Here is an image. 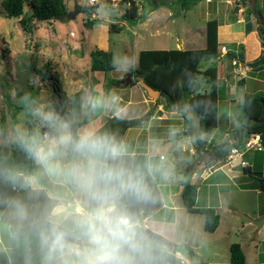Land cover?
<instances>
[{
  "label": "rangeland",
  "instance_id": "374dc122",
  "mask_svg": "<svg viewBox=\"0 0 264 264\" xmlns=\"http://www.w3.org/2000/svg\"><path fill=\"white\" fill-rule=\"evenodd\" d=\"M2 1L0 0V12L2 11ZM137 1L140 4H138V8H141L139 12L143 11L144 13L141 20L126 19L130 10L128 0H95V3L90 0H66L69 12L74 11L76 6L86 7L89 10L77 14L74 19L36 23L35 30L30 35L22 30L17 19L7 18L5 14L0 13V119L4 116L7 134L6 139H0L2 145L7 146L10 139L29 135L33 131L29 128L30 124H32V128L36 125L39 126V129L52 127L58 134L65 130L70 131L64 118H56L64 115L54 109V104L59 103V98L63 93L66 94L69 103L70 99L74 100L75 94H78V99L81 102L80 112L72 120L76 121L77 118H80L81 121L85 120L80 128V134L84 131L95 132L117 109L123 106H126L124 108L126 117L141 116L145 111H148L149 105L144 103L142 97L145 89L141 86L139 79L131 75V72L138 68L140 52L153 49H174L176 43H180L185 36L189 40L196 38L200 41L204 37L203 32L209 21L214 19L224 21V16H217L213 10L216 0H213V4L202 0L194 5L190 4L189 8H184L187 2L180 0ZM243 1L248 8L251 0ZM256 3V12L264 17V6L258 0ZM141 5H143V9ZM227 7L223 4L221 9L227 10ZM210 9L212 10L210 11ZM149 13L150 21L148 22L145 19ZM96 19L100 20L99 25L87 27L88 21ZM113 24L116 26L111 28ZM95 49L112 54L115 66L113 71L103 73L91 70L90 53ZM3 51L7 52V61L2 57ZM224 52L225 49L219 47V59L203 61L201 70L204 71L213 64L217 65L218 61H223L226 63V69L228 67V71H231L235 65L225 57L226 52ZM8 60L9 63H7ZM47 64L50 67L49 73L40 74L37 72L40 69L44 70ZM237 68L241 69L239 73L245 72L244 66L239 65ZM224 74L227 75L226 70ZM129 75H131V82L137 81L136 86L130 87L125 83ZM252 83L259 86V83H255V81ZM224 85L223 83L220 85L222 89L219 91V121L214 132L217 134V138H213L214 133L202 136L209 149L219 144L216 139H231V136L226 137L227 131H230L234 126L236 128L240 105L243 103L244 87L238 86L237 78L233 77L230 86L223 87ZM232 85L238 94H234ZM205 87L208 89L207 85ZM246 91L251 92L250 89H246ZM33 95H35L34 99H32ZM233 99L236 102L230 101ZM149 100L153 106L151 109L154 114L156 112L155 104L157 106L165 105L164 111L157 112L151 123L148 121L153 119L152 117L143 125L131 128L125 133L123 145L126 152L145 153L149 151L147 149L150 144H148L149 135L157 133L153 129L158 124L156 117L164 114L166 117L163 118L171 119L167 122H176L177 124H170L166 135H160L162 138L166 137L167 143L163 145L151 143L153 150L154 147H158L157 158L163 154L167 159L162 163L164 165L153 166L152 173L157 177L156 182L160 185L163 173L170 175L173 180L176 177L179 180H184L185 177L178 176L177 173L185 172L184 169L187 171L198 158L196 153L195 156L192 155L195 148L191 138L181 132L186 127L185 124L187 126L188 124L179 119L183 118L179 111L180 114L170 113L171 108H168L164 97H158L157 101L151 98ZM30 102L32 105L28 107L27 104ZM97 105L99 109H96ZM48 114L54 117L53 122L45 119ZM231 123H234L232 127ZM48 139H51L50 135L45 134L40 142ZM262 156L256 151L248 152L246 155L247 161L253 167L252 176L254 178L264 176ZM62 158L65 161H70L75 157L69 150ZM158 160L156 159L157 162H159ZM175 160L177 161L174 162ZM224 163L225 160L201 164L204 166L203 169L197 170V173L201 174L203 170L209 172L212 167L218 168L213 175H216V179L222 176L221 183L225 185L222 188L213 187L211 189V184L200 187L198 204L199 207H219V213L223 219L221 226L217 233H208L204 230L205 218L190 215L185 209L178 211V218L181 222H184L186 218H197L201 222L196 225L194 229L196 234L192 238L201 240V249L195 252L197 256L193 255L192 261L188 256L182 255V260L176 264H229L230 246L234 243L242 246L246 264H255L259 260L264 261V242L262 241L264 240V226L258 228L254 223L245 222L242 217L243 215L255 220L260 212H264V192L259 194L256 191L243 190L240 187L243 169L240 167L233 169L232 175L235 177L231 178L227 173L229 169L227 166L220 169ZM185 164L187 165L185 166ZM29 181L33 189H44L60 200L68 198L77 202L81 198H87L86 194L73 185L62 183L48 176L38 163L35 173L29 178ZM210 183L214 186L216 182L212 180ZM220 191H222L221 194ZM178 200L183 208L181 197ZM63 203L65 201H60L63 206L60 205L59 209L65 208L63 215H69L68 220L75 224V215L73 214L76 212L77 206H67L68 203ZM81 204L82 202H80V206ZM33 206L32 204L24 207L27 215L31 214ZM56 218H63V216ZM27 219L32 220L33 218ZM74 224L67 221L63 226L68 227ZM180 230L182 231V229ZM0 240L2 242L0 251H8L7 248L11 246L10 230L7 223L3 221H0ZM194 242L199 243L197 240ZM79 243L81 246L84 245L83 240ZM135 256L136 259L140 257L137 254Z\"/></svg>",
  "mask_w": 264,
  "mask_h": 264
},
{
  "label": "trees",
  "instance_id": "16d2710c",
  "mask_svg": "<svg viewBox=\"0 0 264 264\" xmlns=\"http://www.w3.org/2000/svg\"><path fill=\"white\" fill-rule=\"evenodd\" d=\"M187 2L184 8H189L190 4L194 5L202 0H180ZM130 3L129 14L126 16L128 20H136L140 18L139 8L135 0H128ZM1 14H5L7 18L17 19L22 30L30 35L36 27V23L53 22L59 20H67L69 13L66 0H3L1 3ZM247 14L254 16L256 23L259 24L252 6L249 4ZM263 16V15H262ZM100 20H90L87 27L91 28L99 25ZM113 24L111 28H114ZM217 20H211L207 23L206 30L203 32L204 37L194 44H188L185 50H145L139 54L138 68L131 72L135 78L143 79L147 85L160 92L159 97H164L168 108H174L179 111L188 124V129L184 134L191 137V121L185 116L182 107L187 105L194 113L201 117V132L199 142L201 147L195 148L198 158L200 151L204 150L212 154L218 155L217 161H223L233 149L243 150L246 140L254 134L262 137L264 145V93L245 94L244 101L240 105V115L238 116L235 131L231 135V139L223 143H219L213 148L207 147V142L202 139L204 135H211L218 127V103H219V78L218 68L216 64L201 70L203 61L210 59L216 61L219 59V41H218ZM253 29L252 26L247 27V32ZM113 30V29H112ZM264 32V17L263 27ZM262 46L261 56L246 64L245 48L243 45L232 44L227 47L226 56L232 63L237 60L239 65L249 67L250 70L255 69L264 71V38L260 36ZM2 57L6 58L7 52L3 51ZM9 63V60L8 62ZM90 65L93 72L108 73L114 70V60L111 53L103 50L95 49L90 53ZM236 65L235 67H238ZM36 70V68H34ZM50 67L37 70L38 73H49ZM51 76L49 75V78ZM244 79L239 80L238 86H243ZM137 81L134 80L129 84L130 87L136 86ZM207 85L208 89H206ZM203 86V87H202ZM5 89L4 84H2ZM199 88V89H198ZM202 88V90H201ZM7 95V94H6ZM7 97V96H6ZM35 95L32 96L34 99ZM7 104V100H6ZM32 102L28 103L30 107ZM81 102L78 94H75L74 100L67 101L66 94H62L59 103L54 104V109L64 116L56 117L64 118L66 124L70 127V132L74 137L80 135V128L85 120L72 118L80 112ZM10 106V105H9ZM11 107V106H10ZM69 107V108H68ZM98 108V105L96 106ZM153 111H145L141 116L135 118L126 117L125 110L115 116L108 118L103 125L95 131L96 135H107L109 138L115 139L118 143L123 144L125 133L134 127L144 124L151 116ZM257 121L255 125L251 122ZM29 135L10 139L8 145L0 143V221L6 222L11 237V246L8 251H0V264H43L44 250L41 247L40 234H50L55 218L51 215L53 209L57 207L58 200L48 196L44 189H33L29 178L33 176L36 170L37 162L29 154L26 144H31L33 140L41 141L45 134H49L50 138L57 136L54 128L39 129V126L32 128ZM248 129L246 133H242ZM6 139L5 118L0 119V139ZM264 157V151L256 152ZM247 155V154H246ZM246 155L244 159L246 158ZM126 157V156H125ZM128 162L122 160L125 167L132 171L139 170L144 177V182L148 186L152 197V191L156 190V181L151 174L150 158L145 153H134L133 156H127ZM197 158V159H198ZM208 164V163H207ZM198 167V166H197ZM253 167L248 165L243 168V176L239 181L242 189H254L264 192V176L254 178L252 173ZM195 169L185 172L186 175H192ZM213 175H211L212 177ZM244 181V182H243ZM182 203L189 213L201 214L205 218L204 230L208 233H214L220 225V215L213 207H196L198 198V187L187 181L183 185ZM18 202L23 207L34 205L30 215L21 220L15 215V210L9 208L10 202ZM122 210L131 214L135 222H139L142 216L151 213L160 206V200L149 203L147 200L138 199L130 195H124L119 200ZM27 218H33L28 220ZM66 223V222H65ZM68 233V240L71 242H80L82 235L77 226L69 225L68 227L57 225ZM139 231L144 232L149 239H144L148 245L144 255L147 257V264H176L178 258L177 253L193 257V252L188 247L174 245L171 253L161 252L159 247L152 239L163 242L171 247L170 243L162 236L157 235L147 229L138 226ZM151 248H150V247ZM165 251V250H163ZM140 256V254H137ZM141 260V256L139 259ZM230 264H246V257L242 247L238 243L230 246Z\"/></svg>",
  "mask_w": 264,
  "mask_h": 264
},
{
  "label": "clouds",
  "instance_id": "9594fccd",
  "mask_svg": "<svg viewBox=\"0 0 264 264\" xmlns=\"http://www.w3.org/2000/svg\"><path fill=\"white\" fill-rule=\"evenodd\" d=\"M45 119L54 121L51 114ZM25 146L48 176L87 196L74 213L84 245L69 243L68 233L53 223L50 234H40L43 264H147L144 253L148 245L119 200L124 195L147 200L151 193L139 170L123 165L126 148L122 143L93 131H84L76 138L65 130ZM69 150L75 158L65 161L62 157ZM9 208L21 220L27 215L18 202H10ZM52 215L59 217L63 212L57 208ZM135 254H140L141 260Z\"/></svg>",
  "mask_w": 264,
  "mask_h": 264
},
{
  "label": "crops",
  "instance_id": "0c3cea01",
  "mask_svg": "<svg viewBox=\"0 0 264 264\" xmlns=\"http://www.w3.org/2000/svg\"><path fill=\"white\" fill-rule=\"evenodd\" d=\"M135 1H136L137 6H138V4H139L138 1L137 0H135ZM206 1H207V3H211V4H213L212 2H214L213 0H206ZM215 2L216 3H215V6H214V9H213L215 11V14L217 16H219V15H223L224 16V19H223L224 21L223 22H221V20L219 21L218 19H214V20H217L219 22L218 41H219L220 47L222 49H225V52H227V47L229 45H232V44L243 45L244 48H245V61H246V64H249V63L257 60L261 56L262 51H263L262 46H261V42H260L259 24L256 23V20H255L254 16L247 14V7L245 6L244 1L243 0H216ZM256 2H257V0H256ZM258 2H261V4L264 6V0H258ZM240 3H241V5H240ZM128 4L130 5V3H128ZM223 4L228 6L227 10L226 9H223V10L221 9V6ZM141 7L143 9V5H141ZM140 10H141V8L139 9V11ZM211 10L212 9H210V11ZM139 15H140L139 20H141V18H143V15H144L143 11H142V13L139 12ZM146 16H147V18L145 19V21L148 20V22H149L150 21V18H149L150 17V13L148 15H146ZM249 25L252 26L253 29L250 32H247V27ZM186 32H187V30H186ZM185 35H186V33H185ZM196 41H197L196 38H194L192 40L191 39L189 40L187 38V36H185L184 38L181 39L180 43L179 42L176 43L174 49H167V50H185V48H186V46L188 44H191V43L194 44V43H196ZM153 50H165V49H153ZM217 68H218L219 86L222 83L225 84L223 87H225L227 85L230 86V82L233 79V77L237 78V83L239 82V80L244 79L243 86H242V87H244L243 101H244L245 94L264 93V71H259L257 69L252 71L247 66V67H244L245 68V72L241 71L240 72L241 75H240V73H239V71L241 70L240 68H237V67L235 68L234 67V68H231V71L230 70L228 71V67L226 69V63L223 62V61H218L217 62ZM225 70L227 72V75L224 74ZM238 75H240V76H238ZM252 81H255V83H259V86L258 85H254L252 83ZM231 87H232L233 92H234L235 91L234 85H232ZM220 89H222V86L220 87ZM246 89H250L251 92L250 91L249 92L246 91ZM236 93H237V90L234 92V94H236ZM142 97L144 99V103L149 105L148 111H153L151 109L153 106H151V101L149 100L145 90H144V94H143ZM230 101L232 103L236 102L235 99L230 100ZM154 103H156V102H154ZM128 104H129V102H128ZM125 107L126 106H123V107L117 109L116 112L113 115H111L110 117L117 115ZM154 107L156 108V112H155V114L153 112L154 115L151 116L153 119L149 120L148 121L149 123H151L154 120V117L156 116L157 112H163L164 111L165 105H158L157 106V104H155ZM170 113L171 114H178L179 112L176 109L171 108ZM163 117H166V115L163 114V116L161 115L159 117H156V120H158V124L153 129L155 131H157V133H154V134L150 133V135H149L150 138L148 140V144L149 143L150 144L147 147V149H149V151L145 152V154H147L149 156V158H150L151 174L154 177L155 181H156L157 177L154 176V174L152 173V170L154 168L153 166H155L156 164L164 165L162 163L166 162L167 159H166V156H164L163 154L160 155L159 158H157V149H158V147H154V150H153L151 143L155 142V143H158L159 145H163V144L167 143V140L165 139L166 137L162 138V137H160V135H166L167 128H169L170 124H172V125L177 124L176 122H167L168 120L171 121V119L163 118ZM181 117H183V116H181ZM179 119L185 121V123H186V120L184 119V117L183 118H179ZM233 124L234 123H231V127H232ZM185 126L186 127L184 128V130H181V132H186L187 131L188 126L186 124H185ZM234 129H235V126H234V128H232L230 130L231 132L227 131L226 137H228V136L230 137L233 134ZM216 136H217V134L214 133L213 134V138L216 137ZM225 139L226 138H222V139H218V140L216 139V141H219V143H223V142L226 141ZM155 145H157V144H155ZM133 154L134 153H132V152H126L125 156L126 157L127 156H133ZM192 155L195 156V151H192ZM125 156H124V159H122V160L126 161L127 164L129 163V165H130V161L128 162L129 159L126 158ZM156 159H159L158 160L159 162H157ZM177 160H175L174 162H176ZM245 161L247 163H249L247 161V157L245 158ZM262 161L264 163V157H263ZM219 162H221V161H219ZM186 165L187 164H185V166ZM249 165H250V163H249ZM203 167H204L203 165H199L197 167V169L194 170L192 175H186V173H185L186 169H184L185 172L179 171L177 173L178 176H181V177L184 176L185 177V178H183L184 180H179L178 177H176L173 180L170 175H168V174L165 175L166 173L165 174L163 173L161 175L162 184L160 185L159 183L156 182V190L157 191H152L151 200L147 199V201L149 203H152L153 200H155L156 203H157L160 200V206L157 207L151 213H147V215L144 214L142 216V218L139 221L140 227L144 228V229H147V230H149V231H151V232H153V233H155L157 235L162 236L164 239H166L171 244L170 245L171 247H169L168 244L161 243V242H158V241H155V240L152 239V242H155L159 247H161V249L165 250V251L160 250L161 252L166 253V251H167V252L171 253L172 246L177 245V246L190 248L192 250L194 256H195L196 255L195 252H197V251H199L201 249V245H200V241L201 240L200 239H192L195 236V234H196V233H194V229L196 228V225L198 223H201V222H199V220L197 218H186V220L184 222H181L179 220V218H178V213L177 212L178 211L180 212L182 209H185L183 204H182L183 208L181 207V204L178 202L179 201L178 198L181 197L182 190H183V185L187 181H189L191 184H195L198 187V198H197V202H196V207H199L198 204H199V193H200V190H201L200 187H204L207 184H211L210 185L211 189H213V187L222 188L223 186H225L224 184L221 183L222 176H219V178L216 179V175H213L214 173H216L218 168H213L212 167L209 172H204L205 170H203L202 172H204V173L202 174V172H201L202 175L201 174H197V170H202ZM183 168H184V165H183ZM187 168H188V166H187ZM221 168H222V166L220 167V169ZM227 173L231 176V178L235 177V175H232L233 174V170L228 169ZM156 174H157V176H159L158 173H156ZM211 175H213V176L211 177ZM212 180L213 181L215 180V182H216L214 184V186H213L212 183H210ZM243 190L256 191V192H259V194L262 193L261 191L254 190V189H243ZM221 192L222 191H220V194H221ZM46 193H47V191H46ZM47 194H48L49 197L58 200V205L54 209L59 208V206L61 205L60 201H63V202L65 201V203H63V204L68 203V204H66L67 206H70V205L77 206V209H78L80 207V202H83V200L87 199V198L86 199L85 198L82 199L80 197L81 199H79V201H77V202L74 201L73 199L69 200L68 198H67V200H60V199H57V198L53 197L49 193H47ZM181 200H182V197H181ZM61 206H63V205H61ZM204 207H213V206H204ZM62 208L63 207H61L62 212L65 213V208L64 209H62ZM200 208H203V207H200ZM213 208L216 209L217 213L220 215L219 207H213ZM52 213H53V211H52ZM52 213H51V215H52ZM189 214L190 215L202 216L203 219H204V216L201 215V214H196V213H189ZM62 216H63V218H56V216H53L54 218H56L54 220V223L56 225H62V224H64L67 221L69 223H73L74 224V222H72L71 220H68L67 217L69 215L64 214ZM263 216H264V212L263 213L260 212L259 216L255 220H258V219L262 218ZM59 217H61V216H59ZM222 220L223 219H222V217L220 215V225H219L218 229L214 233H211V234L217 233V231L219 230V228L221 226ZM57 221H59L61 223H59ZM180 229H182V231ZM140 233L144 237V239H149L150 240V238L144 232L140 231ZM82 240L83 239H80V242H82ZM195 240H197L199 243H195L194 242ZM262 241L264 242V240H262ZM0 243H2L1 240H0ZM79 244H81V243H79ZM82 246H83V244H82ZM146 250L147 249H145V251ZM182 255L183 254H181V253H177L176 254V257L178 258V261L182 260V258H181ZM183 256L187 257L186 255H183ZM188 258L191 261L193 260L192 257L188 256ZM229 264H230V261H229ZM255 264H264V261H260L259 260V261L255 262Z\"/></svg>",
  "mask_w": 264,
  "mask_h": 264
},
{
  "label": "water",
  "instance_id": "95a60500",
  "mask_svg": "<svg viewBox=\"0 0 264 264\" xmlns=\"http://www.w3.org/2000/svg\"><path fill=\"white\" fill-rule=\"evenodd\" d=\"M250 5L252 6V10L255 12L257 18H258V22H259V34L262 38H264V32L262 30L263 27V17L260 13L256 12V0H251ZM87 10H89V8L86 7H80V6H76V8L74 9V11L69 12L67 15V19H74L77 14L79 13H84ZM264 62V60H263ZM141 86L145 89L147 95L149 98L151 99H155L157 100V98L160 95L159 91L154 90L153 88H151L149 85H147L145 83V81L143 79H139ZM126 84H130L131 83V75H129L128 79L125 81ZM182 111L184 112L185 116L191 121V141L192 144L195 148L199 149L201 147L200 142H199V135L201 132V117L194 113L193 110L188 107L187 105H184L182 107ZM261 122H264V118L261 120ZM257 121H253L251 122V125H255L257 124ZM248 131V129H245L242 133H246ZM200 158H198L193 164H191L189 166V168L187 169V172H189L190 170L194 169L195 167L201 165V164H207L213 161H217L218 160V155L217 154H212L209 153L207 151H200ZM243 220L245 222H251L254 223L258 228H261L264 225V216L258 220H253L249 217L243 216ZM69 243H77V242H71L68 240ZM163 243V242H161ZM79 244V243H77Z\"/></svg>",
  "mask_w": 264,
  "mask_h": 264
},
{
  "label": "built area",
  "instance_id": "2783aa9c",
  "mask_svg": "<svg viewBox=\"0 0 264 264\" xmlns=\"http://www.w3.org/2000/svg\"><path fill=\"white\" fill-rule=\"evenodd\" d=\"M90 1L92 3H95V0H90ZM233 65H235V66L239 65L237 60L233 61ZM251 151H256V152L264 151V145H263V141H262L261 135H259V134L251 135L246 140V142L244 143V148H243L242 151L238 150V149H233L230 152V154L224 159L225 163H224V165L222 167H226L227 166L230 170H233V169H235L237 167H241V168L247 167L249 164L245 161L244 157H245V155L248 152H251ZM204 172H202V174ZM136 224H137V226H140V223L138 221L136 222Z\"/></svg>",
  "mask_w": 264,
  "mask_h": 264
},
{
  "label": "flooded vegetation",
  "instance_id": "af4514ba",
  "mask_svg": "<svg viewBox=\"0 0 264 264\" xmlns=\"http://www.w3.org/2000/svg\"><path fill=\"white\" fill-rule=\"evenodd\" d=\"M202 151V150H201ZM201 156V155H200ZM200 158V157H199Z\"/></svg>",
  "mask_w": 264,
  "mask_h": 264
}]
</instances>
